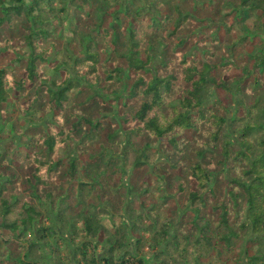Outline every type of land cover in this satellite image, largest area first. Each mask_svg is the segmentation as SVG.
I'll return each instance as SVG.
<instances>
[{
  "label": "trees",
  "instance_id": "16d2710c",
  "mask_svg": "<svg viewBox=\"0 0 264 264\" xmlns=\"http://www.w3.org/2000/svg\"><path fill=\"white\" fill-rule=\"evenodd\" d=\"M12 92L42 114L0 163V264L79 233L85 264H264V0H0Z\"/></svg>",
  "mask_w": 264,
  "mask_h": 264
},
{
  "label": "rangeland",
  "instance_id": "374dc122",
  "mask_svg": "<svg viewBox=\"0 0 264 264\" xmlns=\"http://www.w3.org/2000/svg\"><path fill=\"white\" fill-rule=\"evenodd\" d=\"M27 2L29 0H26ZM56 6V4H55ZM57 7V6H56ZM60 13V16L63 17V14ZM67 20L64 19V28H67ZM246 25L251 28L252 27V18L247 19ZM60 28L57 27L56 31H59ZM61 34L65 33L64 30L61 29ZM221 32V36H222ZM258 37L252 38V40L249 41L246 45V49L250 50L251 49V44L252 42H255L256 40H259V35L255 34ZM8 36V33H3L2 34V39L6 38ZM12 47H14L13 50H11V53L8 54L9 57L11 58L15 54L20 53V48L23 47L21 43H19L16 39H13L10 43ZM59 60V58L57 59ZM3 61V59H1ZM7 65H9L10 68H12L14 74H19L22 70L19 66L14 61H8ZM40 73L47 75L48 77L51 76L52 69L48 64H45L44 66L41 67ZM24 96L18 99V96H16L15 92H12L10 94L8 104H2L1 105V115H0V151L4 152V160L0 161L2 164V168L4 169H9L14 177H19L22 174V167L20 165L19 159H16L15 155L11 153L12 150H14L19 144H21V141L24 140L25 138H28L29 134H26V128L30 126L32 123L37 122V117H39L42 112L40 111H31V115H28L24 112L25 109V102H23ZM82 159L85 160L87 159V156H82ZM13 178V177H12ZM159 192L153 195V198L157 196ZM118 224V222H116ZM80 227V226H79ZM63 237H66V234H62ZM82 234L79 233L73 241H70L69 238H65L67 241L64 242H58L60 245V259L57 261V258H52L51 264H85V260H83L78 252V250H75L74 245L79 244L82 239ZM103 236L100 234V236L94 238L93 241H100V243L95 245V256L100 257L103 255V247H102V239ZM80 245V244H79ZM249 247V254L253 253V249H251L250 244L247 243L246 245ZM2 251H4V247H0ZM0 250V251H1ZM87 251H91V246L88 245ZM149 257V256H148ZM213 264H217V261L215 260Z\"/></svg>",
  "mask_w": 264,
  "mask_h": 264
}]
</instances>
